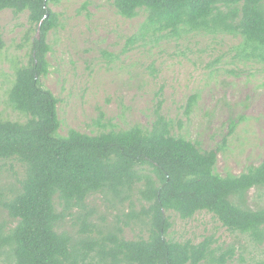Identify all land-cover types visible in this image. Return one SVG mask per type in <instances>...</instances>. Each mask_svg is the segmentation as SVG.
Instances as JSON below:
<instances>
[{
    "label": "trees",
    "instance_id": "1",
    "mask_svg": "<svg viewBox=\"0 0 264 264\" xmlns=\"http://www.w3.org/2000/svg\"><path fill=\"white\" fill-rule=\"evenodd\" d=\"M59 1L0 0V11L27 12L31 30L37 33L27 63L14 67L6 91L8 105L25 120L0 115V256L5 263L226 264L233 257V249L215 256L210 237L199 243L169 238L168 211L184 220L206 211L228 231L263 244L264 205L253 208L249 192L264 190V156L260 164L239 174L223 175L216 170L220 148L201 150L173 135L170 121L158 109L147 129L135 125L98 134L73 128L59 133L58 100L40 80L49 72L48 35L59 24L50 5ZM112 3L128 19L145 11L131 44L151 37L229 34L240 39L235 57L264 64V0ZM4 48L0 26V52ZM195 99L189 98V109ZM13 163L21 167L22 177L6 182L4 166L12 169ZM97 194L107 208L127 205L125 219L105 232H95L90 220L87 202ZM70 216L77 219L76 232L65 227ZM129 224L139 225L143 233L126 239L123 229Z\"/></svg>",
    "mask_w": 264,
    "mask_h": 264
},
{
    "label": "rangeland",
    "instance_id": "2",
    "mask_svg": "<svg viewBox=\"0 0 264 264\" xmlns=\"http://www.w3.org/2000/svg\"><path fill=\"white\" fill-rule=\"evenodd\" d=\"M50 8L58 14L59 24L48 35L49 72L40 80L58 100L61 135L71 128L87 134L135 125L147 129L158 109L170 121L173 135L185 137L201 150L220 148L219 173L239 174L260 164L264 156V64L235 57L238 37L193 34L180 39L151 37L131 44L145 11L128 19L117 13L112 0H60ZM0 26L5 41L0 52V115L23 121L25 117L8 105L6 91L14 67L27 63L37 33L31 30L27 12L0 11ZM191 96L196 99L189 109ZM4 168L6 182L22 177L15 163L12 169L9 164ZM249 201L253 208L264 205V190H250ZM87 204L95 232H105L125 219L126 204L117 210L107 208L99 194ZM166 215L172 223L169 238L199 243L210 237L215 256L234 250L226 264H264V243L256 245L247 235L228 231L211 213L197 212L185 220L173 211ZM76 222L75 216L68 217L66 229L76 232ZM142 233L139 225L123 229L126 239ZM0 264H6L2 255Z\"/></svg>",
    "mask_w": 264,
    "mask_h": 264
}]
</instances>
